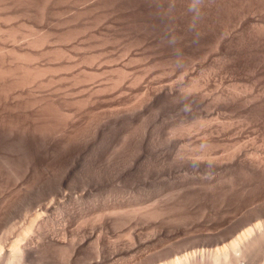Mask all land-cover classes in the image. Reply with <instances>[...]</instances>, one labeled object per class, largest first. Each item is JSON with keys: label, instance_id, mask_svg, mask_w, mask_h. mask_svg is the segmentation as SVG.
Listing matches in <instances>:
<instances>
[{"label": "rangeland", "instance_id": "rangeland-1", "mask_svg": "<svg viewBox=\"0 0 264 264\" xmlns=\"http://www.w3.org/2000/svg\"><path fill=\"white\" fill-rule=\"evenodd\" d=\"M0 27L9 38L0 37V61L14 72L0 82L14 86L1 92L8 102L0 101V224L49 204L56 213L60 188L87 190L91 204L79 203L89 204L81 224L104 223L109 246L138 245L117 264H158L174 248L184 254L228 243L233 232L264 218L261 189L247 175L194 186L182 168L206 160L197 123L205 111L212 136L217 126L229 141L241 131L262 155L264 0H0ZM24 67L35 79L15 81ZM224 145L205 148L207 161L233 151Z\"/></svg>", "mask_w": 264, "mask_h": 264}, {"label": "bare ground", "instance_id": "bare-ground-1", "mask_svg": "<svg viewBox=\"0 0 264 264\" xmlns=\"http://www.w3.org/2000/svg\"><path fill=\"white\" fill-rule=\"evenodd\" d=\"M25 1H27V0H25ZM5 31L11 33L10 29L5 30ZM2 33L4 34V31ZM6 34H8V33L5 32V34H4L5 36L2 35L3 38H6ZM2 36H0V37H2ZM17 36H18V34H17ZM13 37H16V36L13 35ZM13 37L11 36L12 40H13ZM11 38H10V40H11ZM6 39H9V38L7 37ZM14 39H16V38H14ZM37 39L38 38H36V41H38V42H41L39 40H42V39H39V40H37ZM43 39H45V38L43 37ZM33 40L35 41V39H33ZM1 41L2 40L0 39L1 44H2V42L4 43V41H2V42ZM36 41H35V43H36ZM43 41H45V40H43ZM28 42H30V44L32 43V41H28ZM35 43L33 46L31 44V46H32L31 48H33L37 45V44L35 45ZM1 44H0V46L2 47L3 44L2 45ZM25 44H27V42ZM30 44H27V45L29 46ZM27 45H25V46L28 47ZM5 47L0 48V49H3V50H1L2 52L3 51L5 52V49H6ZM27 49H30V48H27ZM11 50H8V52ZM23 51L27 52V50H25V48ZM23 51L21 52L22 57L25 54L28 55L27 54L28 52L27 53L25 52V54H23ZM1 53H0V55H2ZM11 53H13V56H14V51ZM30 53L31 52H29V55H30ZM50 53H52V51ZM18 54H19V52L17 53V55H15V57L21 56ZM33 54H34V56H32V57H36L35 53H33ZM7 56H10V55H6L5 57L8 58ZM27 57H29V56H27ZM55 57H56V53H55ZM11 58H12V55H11ZM2 59H4V58H1V60ZM19 59H22V58H19ZM19 59L17 58V60H19ZM24 59L25 58H23V60ZM7 60L5 61V59H4L2 61L7 62ZM27 60H29V59H27ZM30 60H32V58ZM10 61L8 60V62H9L8 65L10 64ZM19 61H21V60H19ZM19 61H18V63H19ZM22 62H24V61H22ZM26 63H27V61H26ZM30 63H31V61L29 62V64ZM17 64H15L16 68L19 66ZM19 64H20V66L22 65L21 63H19ZM25 65L26 64H24L23 66H25ZM5 66H3L2 62L0 61V82L1 83H5V82H2L5 79L4 77H6L7 75L9 76L13 72V70H11L12 66H10L11 69L10 68L7 69V68H5ZM27 66L29 67V65H26V67ZM30 66H31V64H30ZM38 68H39V66H37V68H35V71H37ZM23 69L26 70L25 67ZM44 69L45 68H43V70ZM20 70H22V69H20ZM47 70H49V69H47ZM16 71H18V70L15 69V72ZM31 71H32V73H28L29 71L26 70V72H25V74L27 73L26 75L23 74V72H24L23 71L22 74H20V76H23L21 79L18 75L17 76L12 75V77L13 78L15 77L14 78L15 81L18 80L16 78V77H18L20 81L25 83V81L27 82L28 80H30V78L34 77V79H35L37 73L34 71L33 68L30 69V72ZM40 71H42V70L40 69L39 72ZM19 73H21V72H19ZM19 73H17V74H19ZM38 74H39V77H40V75H42V73H38ZM85 74H84V76H86ZM33 75H35V76H33ZM90 76H88V77H90ZM14 79H12V80L7 79V80H9V81H11V83H13L12 81ZM34 79H33V81H34ZM7 80H6V82H7ZM15 81L13 84L17 86V83H15ZM31 81H32V79H31ZM31 81H30V84L33 82V81L32 82ZM6 85H7V83H6ZM10 85H12V84H10ZM18 85H19V81H18ZM21 86H23V84ZM3 87H6V86H3ZM25 87H26V85H25ZM7 88L3 89L0 87V101H2L4 103H7L8 100L6 99V97H5V99L3 97L1 99V94H3L1 92H4L5 90H7ZM11 88L13 89L14 86L10 87L9 89H11ZM9 89L7 90V92L9 91ZM22 89H24V86H23V88H21V90ZM18 90H20V88ZM24 90H23V92H24ZM11 91L12 90H10V92ZM14 91H15V89H14ZM16 91H17V87H16ZM18 93H19V91H18ZM20 94H22V92ZM3 96H5V95H3ZM10 96H11V94H10ZM8 97L9 96H7V98ZM15 98L18 99L17 96ZM11 99H14V98L12 97ZM11 99H9V100H11ZM20 100H22L21 97L19 98V101ZM11 101H15V99L11 100ZM21 104H22V102H21ZM29 104H30V102H29ZM40 104H42V103H40ZM50 104H51V106H53L55 108L54 103L53 104L50 103ZM1 105H0V109H1ZM45 105H48V104H45ZM15 106H17V105H15ZM39 106H37V107L41 108V106L40 107ZM51 106H49V105L47 106V107H49L48 108L49 110H50V108H52ZM8 107H10V106L9 105L6 106V108H7L6 111L8 110ZM21 107H22V105H20V108ZM37 107H36V109H37ZM4 108L2 107V109H4ZM12 108H14V105ZM25 108H27V106ZM42 108H43V106H42ZM33 109H31V110L34 112ZM15 110L19 111L17 109H15ZM55 111H56V109L54 110V112ZM263 111H264V105H263ZM22 112H24V111H22ZM42 112H44V111H42ZM55 113L52 112L53 118L56 117V116H54ZM209 113H210V111L209 112L208 111L203 112L201 114L202 116H200L201 118L199 117L200 119H198V121H197V123L199 125L196 123L198 125V127L201 129V131L203 132L202 135H204V138H203L204 140L201 138L203 140V142L201 144H203L202 147L204 146L203 147L204 151H206V152L202 153L203 156L204 155L206 156V157L204 156V158H206V160L201 159V160L196 161L195 163L189 162V164H182V168H183V171L185 173V176L189 177L187 179V182H189L188 184L194 185V186H201L203 184V186H205L206 184L208 185L210 182L211 183L216 182L220 177L224 178L225 176L228 177L229 175L231 176L232 174H233L232 176H237V175L242 173L243 175H245V176L247 175L249 177L250 181H252L254 186L261 189V193L263 195L262 199H263V197H264V146L262 149V155L258 159V156L256 155V153L252 152L250 147L247 145L249 141L245 142V141L241 140V137H242L241 131L232 133L231 137H232L233 141L232 140H230V141H232V143L234 142L233 144L228 143L226 145L224 142L222 144V141L227 140L224 137L225 136L228 137L230 135L227 132V130L224 129L223 126H217L215 128V132L217 133V135L212 136V131H211V129L208 128V127H210V125L208 123L210 120L208 117ZM24 114H26V113H24ZM6 115H7V113H6ZM6 115H5V117L7 118L8 115L7 116ZM26 115H29V114H26ZM30 115H31V113H30ZM49 115L52 116L51 114H49ZM43 116H42V118H40L41 120L43 119ZM48 116H46V119H49ZM8 118H9V116H8ZM14 118L19 119V117H17V116L16 117L14 116ZM14 118L12 117V119H14ZM32 118H34V117L32 116ZM22 119H24V118H21V120ZM27 119L28 118H26V120H23L24 124L28 123V121L31 122V120H27ZM40 119H39V121H41ZM2 120H3V118H2ZM263 120H264V114H263ZM12 121H16V120H12ZM17 121H20V120H17ZM39 121H36V122H39ZM33 122H35V121H33ZM48 123L50 124L49 121H48ZM2 124H4V123L2 122ZM49 124H47V125H49ZM197 125H195V126H197ZM1 127H3V126H1ZM188 128H190V127H188ZM187 130H189V129H187ZM227 133H228V136H227ZM189 135L190 134L188 133L187 137ZM207 136H210V138L208 139ZM189 138H191V137L189 136ZM229 138L226 142L229 141ZM190 140H188V141H190ZM202 140H200V141H202ZM188 141H187V143H188ZM263 142H264V140H263ZM218 143L219 144L221 143V145L225 144L226 147L229 144L232 146L234 145L233 146L234 148L233 147L231 149L229 148L230 150L233 149V151H229L228 156H227L228 153H226L227 157L224 156L223 160L218 161L215 159L214 160L211 159L212 161L211 160L207 161V158H208L207 156H208V154L210 155V153L207 152V150L205 148L210 149V147H213L214 145H218ZM251 144H253V143H251ZM197 146H199V144H197ZM228 147H230V146H228ZM227 150H228V148H227ZM201 158H202V156H201ZM209 158H211V157H209ZM1 173H0V175H1ZM240 176H242V175H240ZM1 180H3V182H4V179H1ZM0 183H2V182H0ZM85 191H86L85 193H87V190H85ZM55 193L53 195H56V199H55L56 200V205H55L56 206L55 207L56 213H54V211H55L54 209H53L54 211L51 210V206L49 204V206L45 207L43 209V211H38V212H35L31 215L29 214V216L26 215L25 217H23V220H21L19 222L15 221L14 223L7 224L6 226H3L2 224H0V264H104V263L107 264V262H108V264H117L119 257H122L124 254L129 255L128 253L132 252L133 250L135 251L136 246H138L135 244H134L135 246L133 244H131L128 246L125 245L126 247H124V245L119 246L118 244H120V243L113 242V244L109 246L110 241L108 242V240H106V236H105L106 233H104L105 231H107L106 229H108V228H106V225L104 223L98 222V221L96 223H89L88 221L87 222L85 221V224H81V222L84 221V219H86L89 215V214L85 213L86 210H85V212L82 211L83 209H87L83 206L87 207V205H89V204H86V205L84 204L83 206L80 205L81 203L82 204L85 203V202H83L84 199L88 200L85 197V195L83 196V194H85V193H83V194H75L74 192L68 193L67 191H63V189H61V188L59 191H57ZM86 195L88 196V193ZM89 195H91V194L89 193ZM1 198H0V201H1ZM51 198H52V200H54L53 196H51ZM9 199H8V201H10ZM91 199H93V198L91 197ZM87 202H89V200ZM94 202H96V201L94 200ZM92 203H93V201H92ZM4 204H5V202L1 205L3 206ZM78 204L81 206V211H82L81 214L84 213L85 217L81 214H80L81 215L80 216V215H77L78 213H76V214H74L75 212L73 213L74 208L72 209V207L75 205L77 206ZM93 204L95 205L94 207L96 209H98L96 204L95 203H93ZM1 205H0V207H1ZM79 205L77 206V208L79 207ZM90 206H91L90 208L93 207L92 205H90ZM262 206H263V201H262ZM4 207H5V205H4ZM82 207H83V209H82ZM1 208H3V207H1ZM1 208H0V220L2 219V211H1L2 209ZM263 208H264V206H263ZM79 209H80V207H79ZM77 211L79 212V210H77ZM96 213H98V212H96ZM94 215H92V216H94ZM97 215H100V213L96 214L95 216H97ZM89 218H90V216H89ZM95 219H96V217H95ZM91 220H93V219H91ZM86 223H88V224H86ZM54 226H56L55 230L53 229V228H55ZM133 230H132V232H134V233L137 232V231H135V230L133 231ZM228 237H230V239H229L230 241L228 243H225V244L218 246L214 249H207V250L206 249L205 250L204 249H199V250L195 249V250L186 252L184 254L182 251H173L174 249L175 250H177V249L176 248L173 249V247L171 246V248L173 250H171L170 252L166 249L167 252H169V255H167V252H166V255H167V257L169 256V259L164 263L160 262L158 264H264V218L259 220V221H251L246 228H243L242 230L238 231L237 233L233 232L232 235L228 236ZM171 248L169 247V249H171ZM166 250H163L164 253L162 251H160V253L162 252L163 254H165ZM158 253H159V251H158ZM144 255L143 254L140 255V257L144 256ZM160 255H159V257L161 258ZM151 257H152V255L150 256V259H151ZM147 258H148V256H147ZM147 258L145 256V260ZM156 258H158V256ZM156 258L154 257V262H155ZM160 258H158V259L160 260ZM138 259H140V258L138 257ZM148 259H147V262L150 261V260L148 261ZM161 260H162V258H161ZM143 262H144V260H143ZM138 263H140L139 260H138ZM149 263H151V262H149ZM140 264H142V263H140Z\"/></svg>", "mask_w": 264, "mask_h": 264}]
</instances>
